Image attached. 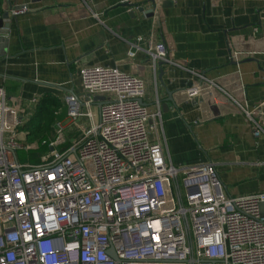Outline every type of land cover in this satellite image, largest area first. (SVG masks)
<instances>
[{"label":"built area","instance_id":"2783aa9c","mask_svg":"<svg viewBox=\"0 0 264 264\" xmlns=\"http://www.w3.org/2000/svg\"><path fill=\"white\" fill-rule=\"evenodd\" d=\"M29 11L22 4L9 15ZM145 51L154 65L186 69L162 41ZM190 73L198 79L191 99L217 87ZM79 75L82 92L63 98L56 140L36 165L19 160V151L39 144L20 140L28 121L0 87V264H264V192L229 197L214 163H169L158 138L161 112L140 102L141 78L102 65ZM239 106L254 136L264 137V102ZM63 113L80 131L73 144Z\"/></svg>","mask_w":264,"mask_h":264},{"label":"crops","instance_id":"0c3cea01","mask_svg":"<svg viewBox=\"0 0 264 264\" xmlns=\"http://www.w3.org/2000/svg\"><path fill=\"white\" fill-rule=\"evenodd\" d=\"M1 1L3 17L13 7L30 8L10 15L8 52L0 59V87L27 121L45 94L62 103L80 94V68L115 67L144 81V103L162 115L158 138L169 163H214L229 197L264 192V137L254 136L239 106L264 102V0ZM152 39L186 69L154 65L145 51ZM190 71L217 87L191 99L198 79ZM59 120L66 135L78 130L64 113ZM79 123L90 128L87 119Z\"/></svg>","mask_w":264,"mask_h":264},{"label":"trees","instance_id":"16d2710c","mask_svg":"<svg viewBox=\"0 0 264 264\" xmlns=\"http://www.w3.org/2000/svg\"><path fill=\"white\" fill-rule=\"evenodd\" d=\"M2 1L0 0V6ZM3 11L0 10V28L3 27ZM63 109V103L60 98L57 96L47 93L40 100L34 115L31 119L20 129L27 133L28 137H34V140L42 141L39 144V148H41V153L45 154L51 150L50 143L52 141H48L47 138L52 134L51 126L56 119V112ZM42 139V140H41ZM45 142V144H43ZM65 149L66 147L63 146ZM38 148V149H39ZM44 151V152H42Z\"/></svg>","mask_w":264,"mask_h":264},{"label":"rangeland","instance_id":"374dc122","mask_svg":"<svg viewBox=\"0 0 264 264\" xmlns=\"http://www.w3.org/2000/svg\"><path fill=\"white\" fill-rule=\"evenodd\" d=\"M80 76V75H79ZM79 80V79H78ZM80 83L82 84V80H81V77H80ZM80 86V84H78ZM93 114L96 115V118L98 119L99 118V111H98V108L97 107H94L93 108ZM63 120V119H62ZM68 122V121H66ZM51 131H52V134L51 136L49 137V139L47 138L48 141H53V140H56V132H55V128H54V125L52 123V126H51ZM74 133L73 134H70V136L66 135L67 133L65 132V139H66V142H68V144H73L75 142V140L79 139L80 138V133H79V130H73ZM24 132V131H22ZM25 134H27L26 132H24ZM24 135H20V140L24 143V144H38V143H41L42 141H39V140H34V137L32 136V139L31 137H28V141L26 142L25 139H24ZM72 139H71V138ZM42 140V139H41ZM65 147H67L68 145H63ZM60 147V150H62V148L64 147ZM41 148L40 147L39 149H35V150H30V151H19L18 152V157H19V160L23 163H27V164H32V165H36V164H39L41 162V158L47 154H43L41 153ZM44 152V151H42Z\"/></svg>","mask_w":264,"mask_h":264},{"label":"water","instance_id":"95a60500","mask_svg":"<svg viewBox=\"0 0 264 264\" xmlns=\"http://www.w3.org/2000/svg\"><path fill=\"white\" fill-rule=\"evenodd\" d=\"M89 1V0H87ZM154 2V0H152ZM142 11V9H140ZM4 26L0 29V59L4 58L8 52V44H9V27H10V15L9 13H5L4 17ZM163 65V63H160ZM170 96V93H169ZM172 99V95L169 97ZM95 99H98L97 97ZM103 99V98H100ZM143 105H146L143 100L140 101Z\"/></svg>","mask_w":264,"mask_h":264}]
</instances>
